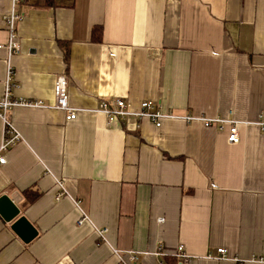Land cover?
<instances>
[{
	"label": "crops",
	"instance_id": "1",
	"mask_svg": "<svg viewBox=\"0 0 264 264\" xmlns=\"http://www.w3.org/2000/svg\"><path fill=\"white\" fill-rule=\"evenodd\" d=\"M11 11L0 0V45ZM17 11L14 97L52 105L65 75L70 106L83 111L74 121L9 113L22 140L4 153L0 197L38 235L26 243L0 216V264H119L114 251L179 264L180 246L189 264H264L252 262L264 256L263 130L240 125L231 144L229 126L110 123L96 112L153 100L181 117L264 118V0H21ZM7 57L0 49V100ZM5 130L0 115V147ZM217 249L227 258H208Z\"/></svg>",
	"mask_w": 264,
	"mask_h": 264
},
{
	"label": "built area",
	"instance_id": "2",
	"mask_svg": "<svg viewBox=\"0 0 264 264\" xmlns=\"http://www.w3.org/2000/svg\"><path fill=\"white\" fill-rule=\"evenodd\" d=\"M12 11L6 17V25L9 32V42L7 45H0V49H5L8 53L6 60V78L4 85V94L0 100V115L2 116L4 123L6 125V130L4 134V141L0 147V166H4L7 163V158L5 152L9 148L15 146L18 142L22 140L21 135L13 127L10 122L9 113L11 110L17 107H28V108H37V109H49L57 110L66 113L67 121H74L78 118V114L83 111L76 109L70 106L68 98V82L65 75L58 77L56 86H55V103L52 105L45 104L42 101L35 100H26V99H17L14 97V90L16 88L15 81V69L12 65V59L21 52V45L18 41L17 26L23 20V15L18 13L17 7L21 4V0H11ZM98 113L104 114L108 122H113L114 120L120 119L123 121H130V119L143 120L148 119L158 128L162 127L166 122H172L176 120H183L187 123L202 122L207 128H217L219 130H224L226 126H229V135L228 141L231 144H238L241 141L239 134L240 125H256L261 130L264 131V118L261 117L255 123H242L234 120H225L221 118H202L195 117L192 114L181 117L174 114L171 111L162 110L158 107L157 103L153 100H145L141 103L140 111L133 112L129 103L123 99H117L113 104H108L107 102H102L97 111ZM60 197V196H59ZM58 197V198H59ZM89 218L84 215L80 221V224L87 221ZM159 222H163V219H160ZM98 236L105 240V236L108 232V229H98ZM114 253L119 258V264H133L138 263L141 259V255L134 253H127L122 255L117 251ZM217 255H209L208 258L223 260L227 258V251L225 249H217ZM157 256L162 255L161 252L156 253ZM179 260V264H189L190 258L185 252L183 246L178 247L176 253L174 254ZM252 262L255 263H264V256L255 257L252 259ZM242 263V262H241Z\"/></svg>",
	"mask_w": 264,
	"mask_h": 264
},
{
	"label": "water",
	"instance_id": "3",
	"mask_svg": "<svg viewBox=\"0 0 264 264\" xmlns=\"http://www.w3.org/2000/svg\"><path fill=\"white\" fill-rule=\"evenodd\" d=\"M0 216L8 223H13L12 229L26 243L31 242L38 232L34 226L21 216L19 207L9 196L0 197Z\"/></svg>",
	"mask_w": 264,
	"mask_h": 264
},
{
	"label": "trees",
	"instance_id": "4",
	"mask_svg": "<svg viewBox=\"0 0 264 264\" xmlns=\"http://www.w3.org/2000/svg\"><path fill=\"white\" fill-rule=\"evenodd\" d=\"M100 34H101V29H100V28H96V29L94 30V35H95V37L100 36ZM99 39H100V38H97L96 40H99ZM66 61H68V56H66ZM25 193H26V195H30V194H31L30 191H26Z\"/></svg>",
	"mask_w": 264,
	"mask_h": 264
}]
</instances>
